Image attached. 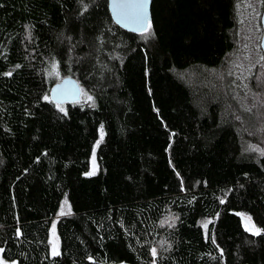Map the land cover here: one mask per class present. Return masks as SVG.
I'll return each mask as SVG.
<instances>
[{"label":"trees","instance_id":"16d2710c","mask_svg":"<svg viewBox=\"0 0 264 264\" xmlns=\"http://www.w3.org/2000/svg\"><path fill=\"white\" fill-rule=\"evenodd\" d=\"M236 5L153 0L134 33L109 0H0V264H264V55L235 67Z\"/></svg>","mask_w":264,"mask_h":264},{"label":"rangeland","instance_id":"374dc122","mask_svg":"<svg viewBox=\"0 0 264 264\" xmlns=\"http://www.w3.org/2000/svg\"><path fill=\"white\" fill-rule=\"evenodd\" d=\"M264 0H237L236 10L239 19L242 49L244 52L238 55L235 67L239 71H244L246 66L262 59L260 52L262 29V12ZM262 50V49H261ZM264 55V54H263ZM264 57V56H263ZM245 227L256 232L257 229L253 221L247 216H242ZM53 241L57 242L55 231H53Z\"/></svg>","mask_w":264,"mask_h":264},{"label":"water","instance_id":"95a60500","mask_svg":"<svg viewBox=\"0 0 264 264\" xmlns=\"http://www.w3.org/2000/svg\"><path fill=\"white\" fill-rule=\"evenodd\" d=\"M127 2H131V0H109V9L113 19L119 26H121L126 30H129L134 33L144 32L139 25L132 23L131 21L124 20L123 17L119 15V13L122 10L116 8L115 5L120 3H127ZM152 3L153 0H149L147 7L148 24H150V22L152 21V13H151ZM261 23L263 29V33L261 37V49L264 54V5H263ZM50 97L57 104L80 102L82 99V88L79 82L74 77L68 76L52 86L50 90Z\"/></svg>","mask_w":264,"mask_h":264},{"label":"snow or ice","instance_id":"6c2138e0","mask_svg":"<svg viewBox=\"0 0 264 264\" xmlns=\"http://www.w3.org/2000/svg\"><path fill=\"white\" fill-rule=\"evenodd\" d=\"M148 3L149 0H131V2L117 4L115 7L122 10L119 15H121L124 20H128L139 25L143 31L146 32L148 31V27H150V24H148L147 14ZM61 111L64 110L61 109ZM206 226L207 225H205V227ZM255 234L258 235L259 231ZM153 254L155 255V250H153Z\"/></svg>","mask_w":264,"mask_h":264}]
</instances>
